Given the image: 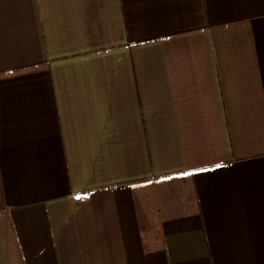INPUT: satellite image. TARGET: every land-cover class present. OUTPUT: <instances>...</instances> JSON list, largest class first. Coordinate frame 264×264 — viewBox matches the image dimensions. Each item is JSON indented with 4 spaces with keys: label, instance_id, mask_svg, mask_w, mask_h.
<instances>
[{
    "label": "crops",
    "instance_id": "1",
    "mask_svg": "<svg viewBox=\"0 0 264 264\" xmlns=\"http://www.w3.org/2000/svg\"><path fill=\"white\" fill-rule=\"evenodd\" d=\"M0 264H264V0H0Z\"/></svg>",
    "mask_w": 264,
    "mask_h": 264
}]
</instances>
